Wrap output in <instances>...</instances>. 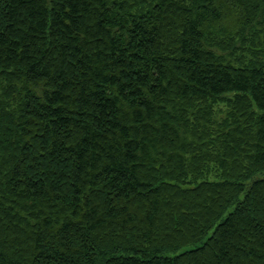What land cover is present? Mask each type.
<instances>
[{"label": "trees", "instance_id": "obj_1", "mask_svg": "<svg viewBox=\"0 0 264 264\" xmlns=\"http://www.w3.org/2000/svg\"><path fill=\"white\" fill-rule=\"evenodd\" d=\"M0 264H264V0H0Z\"/></svg>", "mask_w": 264, "mask_h": 264}]
</instances>
